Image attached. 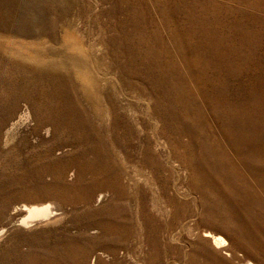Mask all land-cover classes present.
Masks as SVG:
<instances>
[{
	"label": "rangeland",
	"instance_id": "rangeland-1",
	"mask_svg": "<svg viewBox=\"0 0 264 264\" xmlns=\"http://www.w3.org/2000/svg\"><path fill=\"white\" fill-rule=\"evenodd\" d=\"M0 229V264H264V0H0Z\"/></svg>",
	"mask_w": 264,
	"mask_h": 264
},
{
	"label": "bare ground",
	"instance_id": "bare-ground-1",
	"mask_svg": "<svg viewBox=\"0 0 264 264\" xmlns=\"http://www.w3.org/2000/svg\"><path fill=\"white\" fill-rule=\"evenodd\" d=\"M24 206V213L19 219V223L25 227L31 226L32 224L49 219L54 214V208L49 202L32 203ZM1 230V229H0ZM214 248L220 250H227L228 242L226 238L215 231H204L203 235ZM240 264H255L248 258L242 259Z\"/></svg>",
	"mask_w": 264,
	"mask_h": 264
}]
</instances>
